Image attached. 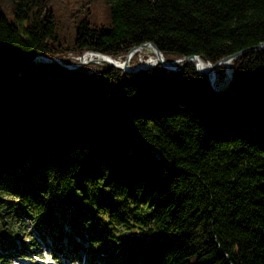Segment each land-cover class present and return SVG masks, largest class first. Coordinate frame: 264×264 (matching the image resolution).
Segmentation results:
<instances>
[{"label": "trees", "instance_id": "1", "mask_svg": "<svg viewBox=\"0 0 264 264\" xmlns=\"http://www.w3.org/2000/svg\"><path fill=\"white\" fill-rule=\"evenodd\" d=\"M148 42L216 64L264 43V0H0V77ZM231 68L220 90L192 63L0 82V249L29 221L94 264H264V48Z\"/></svg>", "mask_w": 264, "mask_h": 264}, {"label": "rangeland", "instance_id": "2", "mask_svg": "<svg viewBox=\"0 0 264 264\" xmlns=\"http://www.w3.org/2000/svg\"><path fill=\"white\" fill-rule=\"evenodd\" d=\"M154 56H155V54L151 48L141 49L140 51L133 54V56L130 60L131 63L129 62L130 69H138L141 67L155 66L152 64L145 66L146 62H148L152 59H155ZM114 60L117 62H122V60H116V59H114ZM77 62H78V57L76 58V62L73 63L72 65H75ZM206 63L209 64V67L211 65H213L209 62H206ZM90 64H93V63H88V64H85L84 66H87ZM95 64L101 65L102 62L98 61V63H95ZM86 70H87V72H90V71H94L95 69L89 67L88 69L86 68ZM208 74L211 76V78H210L211 83H213L212 85L216 89L217 88L224 89L226 86H228V84L230 82V81H228L227 83L225 82L226 76L224 79H218L214 73V70H213V73H208ZM231 79L232 78H230V80ZM26 223H27L26 228H27V234H28V237H26V239L30 238V242L33 243V245L30 244L29 246H27V241L24 245H22L19 240H16L15 246H13L12 248H7L6 250L0 249L2 254H6V255L8 254L7 255L8 257L6 258V261H8V264H21V262L17 258H15V257H17L18 250L20 249L19 247L23 248L22 254L25 256L24 258L26 260H29V263H31V264H58V263L59 264H72L73 262H77V261L80 262V264H94L93 262H88L86 260L85 253L83 252V250L79 251L78 255L72 254V256H71V254H70V256H68V258L62 256L63 254L56 251L51 245H50V248L48 247V244L51 243V240L48 237L44 238L43 234L41 235L36 230L32 229L33 224H31L29 221ZM84 237H86V236H84ZM78 240H80V239H78ZM63 243H65L63 248L66 250L68 248V244L65 242V240H63ZM81 243H82L83 247H87L86 246L88 244L87 241H84V242L81 241ZM32 253H34L35 255H33ZM11 255L13 257H11Z\"/></svg>", "mask_w": 264, "mask_h": 264}, {"label": "water", "instance_id": "3", "mask_svg": "<svg viewBox=\"0 0 264 264\" xmlns=\"http://www.w3.org/2000/svg\"><path fill=\"white\" fill-rule=\"evenodd\" d=\"M144 48H151L153 50V52L155 54L154 57L156 58V63L160 64L161 67L164 70H166L167 72H179L185 66H187L189 63H192L193 66L195 67L196 71L198 72V74L203 75V74L213 73V70L215 67H217L220 64H224L225 62L232 60L241 54H244V53L250 52V51H255V50H258L260 48H264V43H262L259 48L257 46H253V47H250L247 49H243V50H241L235 54L226 56L223 59H221L219 62H217L216 64L211 65L208 69H202L199 67L197 62H195V59L197 57H199L196 55H190V56L182 57V58L174 60V61H168L164 58L162 51L157 47V45L154 42H148V43L133 47L132 49L129 50L125 59L122 62H118V63L111 56L105 55V54L99 53V52H94V51H88V52L83 53L80 57H78V62L75 65L65 64L62 60H60L58 58L51 57L47 54L38 52V53L34 54L27 61L25 66L18 73L14 74V75H7V76L0 77V82L7 81V80H10L12 78L23 77L27 73L29 67L33 64V62L38 61V60H42L44 62H48V63L58 65V66H60L64 69H67L69 71H77V70L81 69L85 64H88V63H98V60L94 59V58H90L88 60H85L84 55L87 53L95 54V55L101 57L100 61L102 62V64L113 66L117 69H120V70L126 72V73H134V72H138L141 69H149V68L153 67V66H151V67H141L138 69H130L129 62L133 56L134 51L137 49H144ZM232 76H233V74L231 72L230 77L232 78ZM217 89L220 90L221 88H217Z\"/></svg>", "mask_w": 264, "mask_h": 264}, {"label": "bare ground", "instance_id": "4", "mask_svg": "<svg viewBox=\"0 0 264 264\" xmlns=\"http://www.w3.org/2000/svg\"><path fill=\"white\" fill-rule=\"evenodd\" d=\"M141 49H137V50H135L134 51V53H136V52H138V51H140ZM133 53V54H134ZM89 58H95V59H97L98 61H100L101 60V57H99V56H97V55H95V54H90V53H87V54H85L84 55V59L85 60H88ZM195 62H197V64L199 65V67L200 68H202V69H208L209 68V64L208 63H206L203 59H201V58H199V57H197L196 59H195ZM118 63V62H117ZM156 65L157 63H156V58L155 59H152V60H150V61H148V62H146V65L145 66H148V65ZM224 66H225V68H226V79H225V82L227 83L228 81H230V76H231V72H232V68H231V60H229V61H227V62H225L224 63ZM212 75V74H211Z\"/></svg>", "mask_w": 264, "mask_h": 264}]
</instances>
